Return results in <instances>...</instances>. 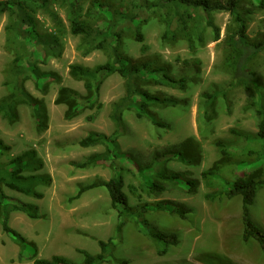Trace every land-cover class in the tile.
Instances as JSON below:
<instances>
[{"label":"rangeland","instance_id":"1","mask_svg":"<svg viewBox=\"0 0 264 264\" xmlns=\"http://www.w3.org/2000/svg\"><path fill=\"white\" fill-rule=\"evenodd\" d=\"M96 1L80 0L78 4L82 7L84 19L91 16L90 10L92 7L95 9ZM98 1L107 6L95 12V16H102L101 28L107 23H115L118 13L122 11L134 16L129 25L140 30L148 49L146 52L141 51V44L135 42L132 29L119 25L123 28L120 51L124 55L132 59L154 58L159 64L168 65L173 76L184 77L187 81L186 92L148 84L143 86L149 92L173 96L186 102L185 107L170 108L164 114L173 124L171 130L159 131L148 121L136 119L131 112L124 114L126 128L118 138L121 150L132 154L141 165L147 164L157 152L177 150L181 143L192 145L199 154L198 165L183 164L178 159L166 163L168 171L185 175L190 172L191 178L199 182L192 194L172 186L155 195L143 193L138 189L133 175L125 174L124 192L130 206L134 207L141 202L169 200L189 208L190 213L185 219L167 215L145 216L158 230L175 234L179 244L171 247L165 256H158L154 243L130 221L119 240L120 235L117 236L114 231L117 214L123 212V209L113 208L105 191L93 189L75 198L80 186L111 177L106 167L80 170L71 163L81 162L89 155L103 151L102 147L81 148L78 143L91 132L105 135L112 133L114 125L109 114L113 104L125 95V81L116 75L103 77L92 106L81 107L76 116L66 118V105L56 103L58 90L70 88L81 95L85 94L82 82L69 75V66L78 64L92 68L106 62L107 55L97 50L85 54V47L81 45L82 36L71 34L67 7H63L60 0H45V8L29 7V13L38 21L39 32L55 34L62 46L58 59L49 58L41 62L40 57L33 58L35 66L41 73H53L59 79L46 83L28 73L25 74L27 77L20 76L24 78V90L46 111V129L40 130L37 127L25 105L17 107L18 120L14 124H8L0 117V140L10 147V155L17 156L34 150L43 162L39 172L48 175L51 180L48 187H41V200L6 190V195L36 204L39 208L37 219H29L18 211H9V226L36 247L37 258L50 260L52 256H60L72 264H83L84 258L79 251L98 255V243L108 240L114 245V258L124 260L126 264H264V251L254 241L248 244L242 242L239 199L223 202L205 200L204 195L210 189L200 176L202 171L218 160L214 140H231L230 129L250 133L257 131L258 118L254 107L249 105V93L242 87L231 85L230 73L225 69L230 54L225 38L234 30L229 14L218 11L205 15L198 10L178 8L182 20L177 21L173 8L155 7L150 11L137 0ZM157 1L146 0L152 5ZM240 10L247 21L248 37L253 39L258 34H264V7L259 8V1L244 0ZM209 21L219 30L218 41H214L213 30L207 25ZM170 22L171 27H168ZM5 24L6 17L2 15L0 99L6 95L10 74L16 72L13 60L17 53L25 55L22 62H19L21 66L32 59L28 49L25 52L7 44ZM187 33L193 38L194 50L187 44ZM249 70L256 72L264 84V51L251 60ZM221 88L229 89L231 111L219 107L216 119L205 124L202 119L203 110L200 109L201 96ZM250 210L255 223L264 229V189L258 192ZM18 253L19 247L0 227V264H32L30 253H26L22 260H18Z\"/></svg>","mask_w":264,"mask_h":264},{"label":"trees","instance_id":"2","mask_svg":"<svg viewBox=\"0 0 264 264\" xmlns=\"http://www.w3.org/2000/svg\"><path fill=\"white\" fill-rule=\"evenodd\" d=\"M137 1L147 6L148 10L155 7L173 8L174 14L178 17L177 21L182 20L178 8L198 10L205 15L218 11L229 14L234 30L225 38V43L230 49L225 69L230 73L231 85L242 87L249 93V105L254 107L258 118L257 131L250 133L230 129L231 140H214L213 146L218 154V160L202 171L200 176L205 186L210 189V192L204 195L205 200L223 202L239 199L242 242L248 244L254 241L264 251V229L255 223L250 210L256 202L258 192L264 189V84L261 83L256 72L249 70L251 60L264 51V34H258L253 39L248 37L247 21L240 10L244 0H159L153 5L148 4L146 0ZM258 1L259 8L264 7V0ZM60 2L63 7H67L71 34L82 36L81 45L85 47V54L97 50L107 55L106 62L92 68L78 64L69 66V75L74 80L82 82L85 94L81 95L70 88L58 90L56 103L66 105V118L76 116L81 107L92 106L93 99H96L99 93L103 77L116 75L125 81V95L113 104L109 114L114 125L112 133L105 135L91 132L78 143L81 148L102 147L103 151L91 154L81 162L71 163L74 168L80 170L97 166L106 167L110 170L111 177L108 180H95L80 186L75 198L87 191L102 189L113 208L123 209V212L117 214L114 231L117 236L120 235L119 240L122 238L127 222L130 221L140 233L154 243L157 255L165 256L171 247L179 244V240L175 234L158 230L145 216L167 215L185 219L190 210L169 200L141 202L134 207L130 206L128 196L124 192L125 174L133 175L138 189L143 193L155 195L164 192L166 187L172 186L192 194L198 188L199 182L191 178L190 172L185 175L168 171L166 163L172 159H178L183 164L198 165L199 154L192 145L181 143V147L177 150L157 152L147 164L141 165L132 154L121 150L118 138L126 128L124 114L131 112L136 119L148 121L159 131L171 130L173 124L164 114L170 108L185 107L186 102L173 96H160L149 92L143 86L148 84L186 92L187 81L184 77L173 76L168 65L159 64L154 58L132 59L120 51L123 33L121 25L126 29H132L135 42L141 44V51L146 52L148 49L140 30L130 26L134 16H129L122 11L118 13L115 23H107L108 26L101 28L103 21L100 17L102 16L99 14L95 16V12L107 7L101 1L97 0L94 3L95 9L92 7L91 16L85 19L82 7L78 4L80 0H60ZM30 6L45 8L47 3L45 0L0 1V16L6 17L4 33L7 44L19 47L25 52L28 49L32 56V59L24 66L19 64L24 54L17 53L14 58L13 65H16V72H13V75L10 74V80L6 84V95L0 99V117L8 124H14L18 120L17 107L25 105L37 127L45 130L46 111L24 90V78L21 79L20 76L27 77L25 74L28 73L46 83L58 80L56 74L41 73L36 68L33 58L40 57L41 62H46L49 58L58 59L61 56L62 46L55 34L39 32L37 19L29 13ZM167 25L171 27V22ZM207 25L213 30L214 41H218L219 30L210 21ZM187 44L191 50H194L193 38L188 33ZM228 93L229 89L221 88L202 94L200 109L203 110L202 119L205 124H210L216 119L219 107L225 108L228 112L231 111ZM10 150V147L0 140V227L2 232L19 247L18 260H22L26 253H30L29 259L32 264H72L60 256H52L50 260L37 258L36 247L9 226V211H18L29 219H37L39 208L36 204L25 203L6 195V190L41 200L43 198L41 187H48L51 181L48 175L39 172L43 168V162L34 150L17 156H11ZM98 246L100 250L98 255L93 256L85 251H79L84 258L83 264L127 263L114 258L112 255L114 245L111 240L101 241Z\"/></svg>","mask_w":264,"mask_h":264}]
</instances>
